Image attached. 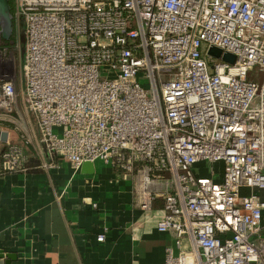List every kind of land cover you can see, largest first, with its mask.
<instances>
[{
    "label": "built area",
    "instance_id": "built-area-1",
    "mask_svg": "<svg viewBox=\"0 0 264 264\" xmlns=\"http://www.w3.org/2000/svg\"><path fill=\"white\" fill-rule=\"evenodd\" d=\"M13 17L2 173L103 161L173 232L161 264H264V0H13Z\"/></svg>",
    "mask_w": 264,
    "mask_h": 264
},
{
    "label": "crops",
    "instance_id": "crops-1",
    "mask_svg": "<svg viewBox=\"0 0 264 264\" xmlns=\"http://www.w3.org/2000/svg\"><path fill=\"white\" fill-rule=\"evenodd\" d=\"M39 164L33 156L26 172L0 171V264H161L175 247L173 232L157 230L111 164ZM162 207L157 198L153 208Z\"/></svg>",
    "mask_w": 264,
    "mask_h": 264
},
{
    "label": "water",
    "instance_id": "water-1",
    "mask_svg": "<svg viewBox=\"0 0 264 264\" xmlns=\"http://www.w3.org/2000/svg\"><path fill=\"white\" fill-rule=\"evenodd\" d=\"M0 25H1V34L4 39H9L13 33V14L11 10V5L9 0H0ZM22 25H24L22 23ZM22 43L25 41L24 33L20 35ZM209 55L214 57H221L224 60L229 62H234L235 55L223 51L220 47L212 45L207 50ZM8 138V132L6 130H0V140L5 142Z\"/></svg>",
    "mask_w": 264,
    "mask_h": 264
},
{
    "label": "rangeland",
    "instance_id": "rangeland-1",
    "mask_svg": "<svg viewBox=\"0 0 264 264\" xmlns=\"http://www.w3.org/2000/svg\"><path fill=\"white\" fill-rule=\"evenodd\" d=\"M2 34H1V25H0V58L1 61H5V59L9 58L11 61H13L14 63H16V67L19 66V58L20 55L23 52V44L21 43V47L19 48V46H11L9 47V45L7 46L4 41L1 39ZM22 42V41H21ZM9 47V48H6ZM55 131H57V129H55Z\"/></svg>",
    "mask_w": 264,
    "mask_h": 264
},
{
    "label": "trees",
    "instance_id": "trees-1",
    "mask_svg": "<svg viewBox=\"0 0 264 264\" xmlns=\"http://www.w3.org/2000/svg\"><path fill=\"white\" fill-rule=\"evenodd\" d=\"M10 2V5H11V10H12V14H13V0H9ZM1 39L4 41V43L9 47L10 45L11 46H14L17 44V42L19 41V37H18V34L16 33V23H15V20H14V17H13V33L11 35V37L9 39H4L3 37H1ZM9 47H6V48H9ZM0 171H1V168H0Z\"/></svg>",
    "mask_w": 264,
    "mask_h": 264
}]
</instances>
